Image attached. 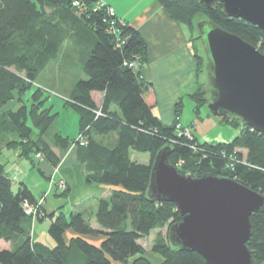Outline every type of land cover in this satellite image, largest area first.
<instances>
[{"label": "trees", "instance_id": "obj_1", "mask_svg": "<svg viewBox=\"0 0 264 264\" xmlns=\"http://www.w3.org/2000/svg\"><path fill=\"white\" fill-rule=\"evenodd\" d=\"M156 1L191 32L198 84L190 98L199 117L207 91L201 79L204 58L196 46L195 19L212 20L263 54L264 34L243 19L225 17L219 1L213 9L201 0ZM69 61L84 75L75 79L63 101L78 115L75 139L62 137L54 127L58 113L36 83L48 68H62ZM131 61L136 67L128 65ZM147 61V45L139 31L98 0H0V136L15 134L17 139L10 145L19 148L21 156L40 154L36 158L52 165L58 159L50 144L62 149L72 144L84 166L85 182L116 187L98 200L93 227L79 212L59 208L47 213L24 183L14 190L0 161V240L9 243L8 248H0V264H113L131 258L133 264H154L145 257L139 240L181 219L173 203L147 196L153 158L164 146L170 147L169 162L183 175L227 176L264 195V135L224 116L217 118L219 123L239 128L230 141H199L192 130L189 138L177 129L181 99L175 103L174 122L163 124L152 111L153 86L141 76ZM92 92L103 93L100 104ZM13 100L17 105L6 109ZM111 133L116 136L114 143L101 141ZM130 150L150 154L149 163L132 160ZM26 204L35 208L34 215L26 212ZM45 218L50 220L47 232L52 247L31 236V221ZM249 222L246 245L255 264H264V211L251 213ZM168 228L165 238H158L152 247L162 264H206L197 252L172 246ZM68 230L73 232L69 238Z\"/></svg>", "mask_w": 264, "mask_h": 264}, {"label": "water", "instance_id": "obj_2", "mask_svg": "<svg viewBox=\"0 0 264 264\" xmlns=\"http://www.w3.org/2000/svg\"><path fill=\"white\" fill-rule=\"evenodd\" d=\"M201 1L208 9L219 1L225 17L243 19L264 34V0ZM194 24L209 111L264 135V54L212 20L196 18ZM169 152L164 146L155 154L147 186L149 199L173 203L181 216L168 228L169 243L197 252L206 264H255L246 245L249 216L264 211V195L227 176L183 175L169 162Z\"/></svg>", "mask_w": 264, "mask_h": 264}, {"label": "crops", "instance_id": "obj_3", "mask_svg": "<svg viewBox=\"0 0 264 264\" xmlns=\"http://www.w3.org/2000/svg\"><path fill=\"white\" fill-rule=\"evenodd\" d=\"M98 1L108 5L119 20L127 21L134 26L145 40L148 61L141 68V76L153 86L155 105L152 111L159 120L165 125H171L175 120V103L181 99V113L178 119L181 126L192 129L199 140L230 141V137L236 134L230 132L226 127L218 128V120L215 117L207 115L206 119L203 120L200 115L199 117L186 115L182 118L184 101L190 100L193 103L190 94L196 90L198 84L194 77L196 59L193 55L187 27L171 19L156 0ZM50 70L54 72V75H57V79L59 75L60 80H57L59 84L66 82L65 85L69 87V93L76 77L79 75L76 73L78 69L74 66V62L69 61L62 68L54 66ZM62 77H65V82ZM92 97L96 104H100L103 93L92 92ZM24 98L27 99L28 97ZM47 104H50L53 111L58 113V120L60 111L54 109V104L50 99ZM16 105L17 101L13 100L7 104L6 109L14 108ZM62 108L67 109L64 107L63 102ZM186 121L189 122L187 125L185 124ZM56 129L62 137L75 139L78 135V115L77 131L73 128V132H67L61 129L60 126ZM211 131L216 134L213 138H208L207 135ZM16 139L15 134H1L0 136V161L5 166L12 188L16 190L19 183H24L32 191L38 203L43 205L47 213L59 208L65 213L79 212L85 218H89L91 225L96 227L94 213L98 200L107 198L116 187L85 182L84 166L77 157L76 146L72 144L62 149L50 144V139L46 138L47 143L50 144L58 159L56 165H52L49 161L36 158L34 155L30 157L21 156L19 148L10 145ZM100 139L105 143H114L116 136L111 133L100 137ZM34 170L40 176L34 175L32 173ZM43 181L47 183L46 188H44L45 183ZM61 184H63L62 187ZM52 189H54L55 197L65 198L64 203L54 206L55 203L48 199ZM35 191H37V194H35ZM46 220L49 226L50 220L48 218L42 221ZM42 221L37 219L31 221L30 229L33 240L35 239L33 237L34 233L32 235V225L35 222ZM41 235L44 241L38 239L36 241L49 247L54 245L53 240L46 237L42 231ZM72 235L71 230L66 231L67 238ZM86 238L95 243L99 241V238ZM6 246L9 247V243Z\"/></svg>", "mask_w": 264, "mask_h": 264}, {"label": "rangeland", "instance_id": "obj_4", "mask_svg": "<svg viewBox=\"0 0 264 264\" xmlns=\"http://www.w3.org/2000/svg\"><path fill=\"white\" fill-rule=\"evenodd\" d=\"M190 33L191 32H189V35H190ZM196 46L199 48L198 41L196 42ZM76 73H77V75L79 74L78 77L84 76L78 70H77ZM201 79H202V81L206 82L205 74H203L201 76ZM57 80H60L59 75H58V79H57V75H54V72L51 71L48 68L46 71H44L40 75V77L37 79L36 83L39 84L40 86H42L43 89L46 91V93L49 95V99L54 104V109L60 111L59 112L60 116H59L58 120H56V124L54 125V127L58 128L60 126L61 129L65 130L67 132H73V128H74L75 131H77V114H76V112L70 107H68L67 109L62 108V102L64 101L65 96L68 95L69 87L65 85V83H66L65 82V77H62V80L65 82L63 84H59ZM55 82H57V83H55ZM205 85H206V83H205ZM30 92H31V90H28L26 92L25 97H28ZM192 108H193V103L190 100L184 101L182 118L185 117L186 115L195 116L194 113H193ZM207 115H209L211 117H214L212 115V113L209 111L207 105L205 104V105H203L200 108V116H201V118H203V120H205ZM188 123L189 122L186 121L185 124L187 125ZM218 124H219L218 128L222 129V127H226L230 132L232 131L234 134H237L238 131H239L238 127H233L230 124H221L219 122H218ZM215 134L216 133L211 131L207 135V137L208 138H213V136H215ZM233 136L230 137L229 140H231L233 138ZM197 139H198V137H197ZM214 140H216V139H214ZM199 141H205V140L201 139ZM211 142H225V141H211ZM243 152L246 153L245 150ZM130 156H131L132 160H135L137 162L149 163V161H150V154H148V153H142V152H137V151H134V150H130ZM32 173L34 175L40 176L39 173H37V171H35V170ZM43 183H45V182L43 181ZM46 185H47V183H45L44 188H46ZM60 186L62 187L63 184H61ZM35 194H37V191H35ZM54 194H55L54 193V189H52L51 192L48 195V199L51 202L55 203L54 206L55 205H59L61 203H64L65 198L55 197ZM47 223H48V221L46 220V221H42V222H35L32 225V235L34 233L33 237H34L35 240L38 239L40 241H44L43 238L41 237L42 236L41 235V231H42V233H44V235H46V237L50 238V236L48 235V232H47V230H48ZM167 226H168V224L164 225L163 227L154 229V230H152L150 232V234L147 237L141 238L139 240L140 244L142 245V247L144 249L145 257H148L154 264H162L161 256L159 254L153 252L152 251V247H153L154 242L156 240H158V238H165L166 232H167V228H168ZM6 245H8V243H6L3 240H0V248H8V246H6ZM132 259L133 258L129 259L127 262H124V263L113 262V264H133L132 263Z\"/></svg>", "mask_w": 264, "mask_h": 264}, {"label": "built area", "instance_id": "obj_5", "mask_svg": "<svg viewBox=\"0 0 264 264\" xmlns=\"http://www.w3.org/2000/svg\"><path fill=\"white\" fill-rule=\"evenodd\" d=\"M75 5H77L78 4V2L77 1H74L73 2ZM103 3H101V2H99V5H102ZM108 11L111 13V14H113V11H112V9L108 6ZM129 66H131V67H136V62L135 61H131L129 64H128ZM181 125L178 123L177 124V129L180 131V132H183L186 136H188L189 138H191V129L190 128H187V127H184L183 129H181ZM252 129V128H251ZM253 130V129H252ZM36 157H40V154H37L36 155ZM25 208H26V212L28 213V214H31V215H34L35 213H36V210H35V208L34 207H32V206H29V205H25Z\"/></svg>", "mask_w": 264, "mask_h": 264}]
</instances>
